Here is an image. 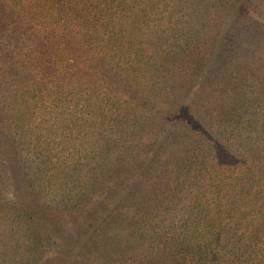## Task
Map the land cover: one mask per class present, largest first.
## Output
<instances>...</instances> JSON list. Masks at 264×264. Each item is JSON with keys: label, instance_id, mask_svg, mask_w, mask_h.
Listing matches in <instances>:
<instances>
[{"label": "trees", "instance_id": "obj_1", "mask_svg": "<svg viewBox=\"0 0 264 264\" xmlns=\"http://www.w3.org/2000/svg\"><path fill=\"white\" fill-rule=\"evenodd\" d=\"M0 264H264V0H0Z\"/></svg>", "mask_w": 264, "mask_h": 264}, {"label": "rangeland", "instance_id": "obj_2", "mask_svg": "<svg viewBox=\"0 0 264 264\" xmlns=\"http://www.w3.org/2000/svg\"><path fill=\"white\" fill-rule=\"evenodd\" d=\"M34 212H35V211H33V212H32V213H33V215H35V214H34Z\"/></svg>", "mask_w": 264, "mask_h": 264}]
</instances>
